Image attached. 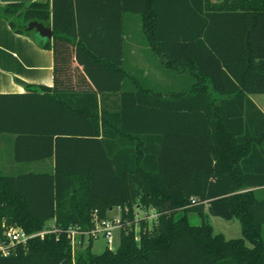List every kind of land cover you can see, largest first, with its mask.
I'll return each mask as SVG.
<instances>
[{
  "label": "trees",
  "instance_id": "1",
  "mask_svg": "<svg viewBox=\"0 0 264 264\" xmlns=\"http://www.w3.org/2000/svg\"><path fill=\"white\" fill-rule=\"evenodd\" d=\"M141 1L135 6L124 0V9H152L154 18L144 19L145 29L152 33L147 39L170 64L177 65L187 55L197 66L191 68L197 76L210 79L221 93L242 87L241 94L220 106L205 92L196 95L206 104V113L197 116V124L203 126L191 128L185 135L201 137L203 146L191 165H183L184 160L167 147L179 131L166 130L164 123L167 109L177 112L185 106L178 94L165 99L161 92L139 84L138 90L123 89L120 115L103 110L100 116L97 89L90 83L65 81L71 76L86 80L82 70L71 66L76 48L107 75L130 76L121 67L122 54L114 58L100 50L105 44L122 46V36L99 34L104 30L100 22L85 31L81 0L0 4V18L8 20L16 32L33 34L34 30L27 29L31 21L52 27V39L43 40L42 45L54 51L55 83L52 88L42 87L54 94L17 96L27 100V118H33L40 100L54 108L58 118L57 139L49 152L55 160L52 170L0 174V242H7L4 231L9 226L33 233L54 221L57 231L15 244L8 255L0 253V264H264V197L257 190L240 192L243 185H264V168L260 172L249 168L263 160L264 113L246 96V92H264V51L257 50L264 44V0H187L190 8L199 12V18L189 22L163 18L165 0ZM228 15L239 18L241 29L249 28L245 44L251 51L239 54L236 62L215 51L221 43L213 32L226 25ZM182 25L195 34H162L168 27L179 29ZM258 82L261 84H254ZM130 96L139 119L133 134L128 133L126 124ZM70 117L76 119L73 130L65 127ZM190 118L194 123L195 115ZM23 132L26 137L36 133L30 128ZM121 134L131 135L136 143L135 149L125 151V162H121L122 151L116 149L117 142L124 141ZM192 198L197 203H192ZM114 208L120 209L122 221L119 246L95 253L90 236L87 246L82 244L74 252L69 228L90 232L97 220L110 218ZM140 208L156 210L152 224L137 217ZM192 214L200 217V224L192 223ZM210 215L237 218L242 235L227 238L216 232Z\"/></svg>",
  "mask_w": 264,
  "mask_h": 264
},
{
  "label": "crops",
  "instance_id": "2",
  "mask_svg": "<svg viewBox=\"0 0 264 264\" xmlns=\"http://www.w3.org/2000/svg\"><path fill=\"white\" fill-rule=\"evenodd\" d=\"M210 1L218 3L222 0ZM15 2L46 3L51 0H0V4ZM129 2L135 6L142 3L141 0H129ZM242 3L244 5L246 2L242 1ZM173 4L177 7L173 8ZM182 5L183 7H181ZM162 15L169 21L178 22L196 21L199 18V12L192 10L187 0H165ZM148 16L151 19L154 18L152 9H147L146 12L141 9H124V0H81V20L85 31L100 22L103 23L104 30L99 34L113 38L122 36L125 39L122 46L116 45V43L105 44L100 46V50L112 54L114 58H117L118 54H122L121 67L131 75L125 76L123 79L107 75L102 67L93 63L90 58L79 55L76 48L71 66L82 70L86 75V80L79 76H71L65 78V81L72 84L86 85L90 83L95 90L97 89L100 116L103 110L120 115L123 89L126 91L138 90L139 84L145 85L150 90L161 92L165 99H173L178 94L179 100L184 102L185 106L177 112L167 109L164 114L165 129L179 131V136L173 137L167 147L169 151L184 160V163L181 162V164L191 165L192 159L197 156V152L203 146V140L201 137L185 134L191 128H202L203 124H197L199 122L197 116L206 113V104L202 103L196 95L205 92L209 99L216 102V106H220L225 100H232L239 96L243 89L241 87L231 93H221L214 87L210 79L197 76L195 72L191 71V68L197 66L193 59L187 55L181 57L177 65L170 64L168 57L164 53H160L159 48L147 39L152 35L144 27V19ZM228 17L227 19L230 20H227L226 25L213 32V35H217L221 43L215 46V51L227 54L226 56L231 62H236L239 54L251 51V46L248 43L245 44L246 38L247 41L250 38L249 28L248 30L241 29L239 18L230 15ZM193 31L187 30L182 25V28L179 29L168 27L163 30L162 34L185 36L195 34ZM42 42L43 40L37 38L34 33L16 32L8 20L0 18V174L17 175L31 171H50L55 164L54 157L49 155L55 146L58 134L55 131L58 127V118L54 108L40 100L32 112L34 113L33 118H27L25 112V101L27 100L17 96L31 92L43 95L54 94L53 90L48 91L42 87L52 88L55 83L54 51L52 48L44 47ZM257 50L264 51V44L259 45ZM88 72L96 76L92 78ZM231 78L234 83L240 85L234 77ZM123 83L124 88L121 87ZM226 83L231 84L232 82L226 81ZM254 84L260 85L261 83ZM98 85L101 88L96 87ZM206 85L207 87H204ZM246 96L264 113V92H246ZM132 99L130 96L131 108L127 114L126 123L129 134L136 132L139 126L138 110L135 105L134 108L132 107ZM248 107H246L247 110L250 109ZM192 115H195L194 123L190 118ZM76 126L75 118H67L66 129L73 130ZM26 128L35 131V135L26 137V133L23 132ZM100 134L99 139H102L103 135ZM122 137L124 141H118L116 149L122 151L121 162H125V157H127L125 151L135 149L136 143L131 135H122ZM262 155L263 160L249 165V168H256L259 172L261 169L263 170L264 154ZM239 182L243 183L242 180ZM248 190H257L259 195L264 197V185L254 187L243 185L240 192ZM109 216L112 217L110 212ZM236 220L239 222L237 218L228 220L231 221L230 227L236 228Z\"/></svg>",
  "mask_w": 264,
  "mask_h": 264
},
{
  "label": "built area",
  "instance_id": "3",
  "mask_svg": "<svg viewBox=\"0 0 264 264\" xmlns=\"http://www.w3.org/2000/svg\"><path fill=\"white\" fill-rule=\"evenodd\" d=\"M192 203H197V199L192 198ZM120 210V209H119ZM150 213L153 217L157 216L156 210L153 208L150 212H145V217H150ZM122 227V221L120 215L118 217H110L107 219L97 220L96 227L90 232L81 231L78 227L69 228L68 236L71 239L72 246L76 242L77 238L84 240L85 236L89 240L90 236L93 238L98 237L100 234L107 241L108 247L112 245L114 241L115 231ZM57 231L54 221H50L48 225L40 231L28 233L19 226H9L4 231L6 241L0 242V253L8 255L12 246L18 243H27V241L33 237L45 236L48 233ZM84 236V237H83Z\"/></svg>",
  "mask_w": 264,
  "mask_h": 264
},
{
  "label": "rangeland",
  "instance_id": "4",
  "mask_svg": "<svg viewBox=\"0 0 264 264\" xmlns=\"http://www.w3.org/2000/svg\"><path fill=\"white\" fill-rule=\"evenodd\" d=\"M34 35L37 38H40L42 40H46V38L41 37L36 30H34ZM145 212H148V211L146 209H144V208H140L138 210L137 217L139 219L140 218H147L148 222L150 224H152V222L154 220L153 215L150 213V215H152V216L145 217ZM110 215L112 217H118L120 215L119 208H114L112 211H110ZM210 216H209V220L211 221L212 225L214 226V229H215L216 232L223 233L227 238H236V237H240L242 235L241 234V225L239 224V222L237 220H236L237 226L235 228V227H230V222L231 221H228L227 219H224V218L219 217V216H214V215H210ZM190 219H191L192 223H194V224H200V222H201V219H200V217L197 214H192L190 216ZM120 230H121V228H119V229H117L115 231L114 241H113L112 245L110 246L112 249H116L119 246V243H120ZM139 230H140V225L137 224L136 225L137 233H139ZM82 244H83V247L87 246L88 240H87L86 236H85L83 242H82V240H80V238L76 239V242L73 245V251L76 252L77 250L81 249V245ZM107 246H108L107 241L100 234L98 237L94 238L92 251L95 252V253H102Z\"/></svg>",
  "mask_w": 264,
  "mask_h": 264
},
{
  "label": "water",
  "instance_id": "5",
  "mask_svg": "<svg viewBox=\"0 0 264 264\" xmlns=\"http://www.w3.org/2000/svg\"><path fill=\"white\" fill-rule=\"evenodd\" d=\"M27 29L36 30L41 37L52 39V27L45 25L43 22L31 21L28 24Z\"/></svg>",
  "mask_w": 264,
  "mask_h": 264
}]
</instances>
